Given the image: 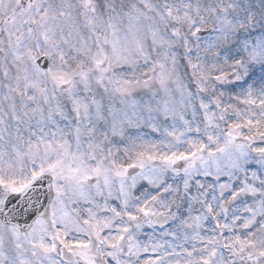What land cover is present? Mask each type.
<instances>
[{"label": "snow or ice", "instance_id": "snow-or-ice-1", "mask_svg": "<svg viewBox=\"0 0 264 264\" xmlns=\"http://www.w3.org/2000/svg\"><path fill=\"white\" fill-rule=\"evenodd\" d=\"M0 264H264V0H0Z\"/></svg>", "mask_w": 264, "mask_h": 264}]
</instances>
